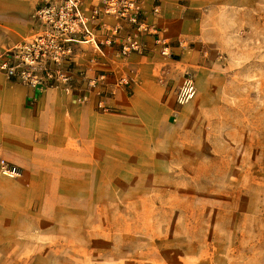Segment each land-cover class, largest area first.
Segmentation results:
<instances>
[{"label": "rangeland", "instance_id": "obj_1", "mask_svg": "<svg viewBox=\"0 0 264 264\" xmlns=\"http://www.w3.org/2000/svg\"><path fill=\"white\" fill-rule=\"evenodd\" d=\"M193 19L142 69L155 120L112 135L83 190L0 157L18 170L0 168V264H264V0H206Z\"/></svg>", "mask_w": 264, "mask_h": 264}, {"label": "crops", "instance_id": "obj_2", "mask_svg": "<svg viewBox=\"0 0 264 264\" xmlns=\"http://www.w3.org/2000/svg\"><path fill=\"white\" fill-rule=\"evenodd\" d=\"M156 2L161 7L160 21L175 35L183 20H195L206 0ZM34 9V0H0V51L35 31ZM81 47L87 50L79 51L76 60L86 68L88 54L95 52L86 45ZM151 52L148 43L143 54L121 59L116 50L106 48L105 54L97 57L98 64L85 71L88 77L106 71L105 88L113 90L106 98L109 111L96 107L99 96L94 90L86 91L83 79H76L71 92L32 89L0 71V157L23 166L28 174L40 167L47 168V175H62L61 190H83L79 174L84 173L87 160H100L102 153L109 152L112 135L131 133V127L148 126L155 120L156 100L148 87L151 81L141 76ZM128 74L132 81L119 83ZM79 95L86 97L79 100Z\"/></svg>", "mask_w": 264, "mask_h": 264}, {"label": "built area", "instance_id": "obj_3", "mask_svg": "<svg viewBox=\"0 0 264 264\" xmlns=\"http://www.w3.org/2000/svg\"><path fill=\"white\" fill-rule=\"evenodd\" d=\"M33 17L36 29L15 44L0 51V71L10 80L32 89L56 88L66 92L74 90L76 79L85 80L86 91L94 90L99 96L96 107L108 110L106 98L113 90L105 88L107 74L102 70L88 77L85 71L96 66L97 57L106 48L117 51L123 59L131 54H143L150 48L162 56L172 55V42L161 23V7L145 0H34ZM82 45L95 54H88L87 67L76 58ZM178 48L185 47L179 41ZM121 77L119 83L131 80ZM196 93L193 76H184L176 100L187 103ZM79 95L78 99H85ZM1 171L18 174L15 166L4 160Z\"/></svg>", "mask_w": 264, "mask_h": 264}]
</instances>
